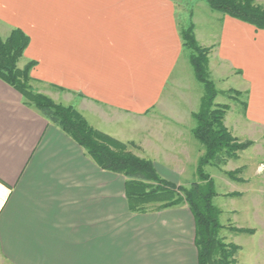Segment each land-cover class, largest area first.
Listing matches in <instances>:
<instances>
[{"label":"crops","instance_id":"obj_1","mask_svg":"<svg viewBox=\"0 0 264 264\" xmlns=\"http://www.w3.org/2000/svg\"><path fill=\"white\" fill-rule=\"evenodd\" d=\"M174 10L172 0H0V37L15 29L28 36L18 67L36 62L31 84L132 142L170 181L194 154L192 115L203 95L182 92L177 68L190 52ZM189 25L210 48V79L245 96L225 126L239 139L263 135L264 30L225 15L215 48ZM125 181L0 79L2 263L198 264L189 208L130 212Z\"/></svg>","mask_w":264,"mask_h":264},{"label":"trees","instance_id":"obj_2","mask_svg":"<svg viewBox=\"0 0 264 264\" xmlns=\"http://www.w3.org/2000/svg\"><path fill=\"white\" fill-rule=\"evenodd\" d=\"M207 5L213 11L264 30V7L256 4L254 0H207ZM193 34L192 25L180 30L183 48L191 52L190 63L195 78L203 87L199 109L192 115L195 122L192 135L204 151L198 158L197 172L200 182L191 183L188 188L162 179L151 161L135 156L126 150L127 145L124 143L91 127L72 106L56 103L46 94L33 91L30 71L36 62L29 61L23 68L18 67L29 43L28 36L20 30H12L5 39L0 37V79L19 92L26 105L57 125L81 146L102 170L126 178L125 200L130 212H149L148 205L155 203L159 205L152 208L154 211L186 204L195 222L198 264H238L236 254L239 246L225 243L218 235L222 228L218 221L221 210L212 202L217 193L212 178L203 168L208 165L217 168L224 166L252 142L240 141L225 126L223 120L230 107L228 104L214 103L217 90L207 72L210 48L198 45ZM230 91L234 92V96L241 94L235 90ZM240 171L235 169L224 173L228 178L242 182L240 177H236ZM230 229L239 233L250 232Z\"/></svg>","mask_w":264,"mask_h":264},{"label":"rangeland","instance_id":"obj_3","mask_svg":"<svg viewBox=\"0 0 264 264\" xmlns=\"http://www.w3.org/2000/svg\"><path fill=\"white\" fill-rule=\"evenodd\" d=\"M172 1L174 3L176 23L179 29L184 30L189 26L190 23H194L195 31L197 32L195 35H197L199 43L201 45L214 43L212 46L216 48L218 46L219 39L218 33L225 15L211 10L207 5V0ZM254 2L264 7V0H254ZM206 40L207 42H205ZM185 50L189 54L190 50L186 48ZM214 50L216 49L213 48L211 53L214 52ZM181 60V64L177 68V73H179L180 83L183 85L182 92L186 94L193 93V98H195L197 94L201 96L203 94V87L195 78L193 69L190 65L191 63L189 60V55H183ZM213 77L214 76H211V80H213V84L217 90L214 103L229 104L231 106V110L227 112L226 116L228 118H233L234 112L236 111L235 107H241L240 102H245V96L241 94L239 96H234V92L230 91L231 89H228L229 86L226 83L216 81L214 80L215 78L213 79ZM30 85L33 91L43 94L42 92L38 91V89H36L33 84L30 83ZM224 89L228 90L221 91ZM229 96H233L234 98ZM199 105L200 101L196 110L199 109ZM73 108L76 109L75 107ZM192 121L195 125L193 119ZM110 137L113 138L112 136ZM115 140L127 145L126 150H129L135 156L145 158L153 163L150 158L137 155V148L132 142H123L118 139ZM194 140L196 144V147L193 148L192 152L194 154H192L191 158L188 159L187 164L184 166H179L180 170H178L177 176L173 179H170V181L164 179L158 174L162 179L172 182L173 185L182 186L185 188H188L191 183L200 182L197 166L199 162L198 158L203 155L204 150L200 143L196 139ZM239 140L246 142L251 141L253 144L249 146L250 148L247 151L241 153V157L244 156V158H241L238 161L231 160L230 163H227L224 165V167L221 166L219 168L208 165L205 166L203 170L212 178L214 189L217 193V195H215V197L212 199V202L216 207L222 210L218 220L222 225V228L218 234L219 237L227 244L233 243L239 246V251L236 254L238 264H264V134H254V137L251 135L248 136L247 139L241 137ZM241 163L245 164L242 166V172L236 175V177H245L247 180H243L241 184H238V181L228 178L225 175L224 170H226V168L232 169V167L238 166ZM254 167L256 168L254 174H258V176L252 175ZM239 191H242L243 194L238 195L240 194ZM228 194L234 195L227 196ZM158 205L159 203L148 205L147 209L149 212L154 211L152 208H156ZM230 228L249 230L250 232L245 231L239 233L231 230ZM0 264H4V262L2 263L1 259Z\"/></svg>","mask_w":264,"mask_h":264}]
</instances>
